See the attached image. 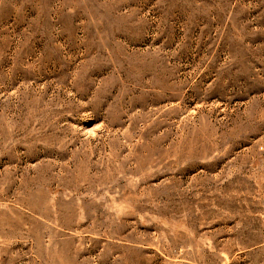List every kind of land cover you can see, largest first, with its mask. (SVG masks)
I'll use <instances>...</instances> for the list:
<instances>
[{"label":"rangeland","instance_id":"374dc122","mask_svg":"<svg viewBox=\"0 0 264 264\" xmlns=\"http://www.w3.org/2000/svg\"><path fill=\"white\" fill-rule=\"evenodd\" d=\"M0 264H264V0H0Z\"/></svg>","mask_w":264,"mask_h":264}]
</instances>
